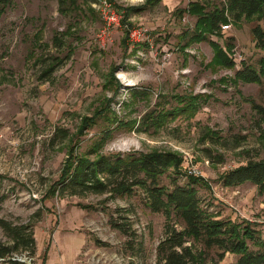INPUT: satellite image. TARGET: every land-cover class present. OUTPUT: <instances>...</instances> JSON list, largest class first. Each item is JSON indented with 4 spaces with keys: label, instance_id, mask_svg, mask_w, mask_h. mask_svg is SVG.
Masks as SVG:
<instances>
[{
    "label": "rangeland",
    "instance_id": "1",
    "mask_svg": "<svg viewBox=\"0 0 264 264\" xmlns=\"http://www.w3.org/2000/svg\"><path fill=\"white\" fill-rule=\"evenodd\" d=\"M190 1L196 0L152 5L99 0L80 12L70 1L60 8L58 0H10L0 14V219L30 225L35 238L34 256L18 258L28 264H162L157 246L165 219L146 206L142 190L112 195L59 189L67 148L75 144L76 153H82L106 127L113 131L102 153L177 152L185 171L194 169L209 185L197 186L202 204L219 217L247 221L264 240V194L250 182L231 187L218 182L223 171L264 158V121L246 100L264 107V77L261 84L220 83L221 77L231 79L234 69L207 67L213 55L208 39L221 45L230 41L237 68L242 62L256 67L263 52L254 47L253 22L243 19L231 20L221 36L182 50L181 34L193 28L195 17L176 9ZM197 1L206 8L223 3ZM119 7L140 8L125 18L128 38L116 13ZM53 57L60 63L43 76ZM111 66L117 68L120 87L106 109L126 126L153 107L175 105L176 94H200L204 100L195 115H179L159 130L116 128V122L102 117L77 135L81 118L113 95L105 84ZM131 90L149 94L133 101ZM161 183L170 186L167 177ZM8 241L0 226V242ZM236 259L226 253L219 264H236Z\"/></svg>",
    "mask_w": 264,
    "mask_h": 264
},
{
    "label": "trees",
    "instance_id": "2",
    "mask_svg": "<svg viewBox=\"0 0 264 264\" xmlns=\"http://www.w3.org/2000/svg\"><path fill=\"white\" fill-rule=\"evenodd\" d=\"M67 1H70L73 8L78 7L76 9L82 12L83 5L90 9V4L99 0H58L60 8ZM160 1L147 0L146 3L152 5ZM9 4L10 0H0V14ZM119 9H116V13L119 21L122 22L124 37L128 38L130 29L126 27L130 23H124L125 18L130 12L139 11L140 8L129 7L126 11L120 7ZM176 10L178 13H187L195 17L193 28L181 34L182 50L192 43L208 39L209 36H221V25L231 23V20L243 19L253 22L250 32L254 47L263 52V55L257 59L256 67L242 62L237 68L230 55L234 47L230 41L225 40L221 45L212 39H208L213 55L207 67L211 70L234 69L232 78L221 77L218 79L220 83L227 81H231L233 85H237L239 81L262 83L264 77V0H223L220 7L209 8L196 0ZM36 37L35 40L38 42L39 36L36 35ZM55 39L57 44H60V40L56 37ZM145 44L142 45L145 46ZM37 45L40 46V44ZM139 47L141 45L135 46L133 51L135 52V48ZM52 59L53 61L48 62L43 70V76L51 75L60 63L58 57ZM116 69V66L110 67L105 83L113 91V95L107 98L105 105L96 109L91 116L81 118L77 135L83 134L86 129H91L102 117L107 121L116 122V128L122 127L127 130L135 128L143 132L150 129L159 130L179 115H195L204 100L203 95L200 94L188 93L183 97L176 94L172 97L175 105L167 109L153 107L144 112L137 121H129V126H126L127 122H119L117 117H114L115 113L111 112L112 117L110 111L106 109L120 87V82L114 76ZM148 94L149 92L142 90L130 91L133 101L141 97L147 98ZM246 100L264 121V107L256 104L252 99ZM112 131L109 127L103 129L100 138L82 153H76L77 145L75 144L67 148L66 159L58 179L61 191H69L71 194L110 192L112 195H130L135 187L142 190L146 206L152 212L162 213L165 219L163 238L157 246V257L162 264H219L226 253L237 256L236 264H264V240L247 221L238 222L219 217V212L202 204L197 186L209 185L203 177L194 175L189 170L185 171L180 154L157 149L148 152L104 154L101 148L111 138ZM209 136L213 137L211 134ZM206 155L210 157L209 150L206 151ZM221 160L218 159L217 162ZM164 177L169 179L170 186L161 183ZM179 177H184V182L180 183ZM218 182L226 187L250 182L256 186L259 194H264V158L247 160L244 164L223 171ZM176 223L180 225L179 228L175 226ZM0 226L9 236L8 242H0V264H28L26 261L19 260L17 256L26 253V256L32 258L35 254V238L30 225L12 224L0 219ZM248 240L257 246L256 250L249 248Z\"/></svg>",
    "mask_w": 264,
    "mask_h": 264
},
{
    "label": "built area",
    "instance_id": "3",
    "mask_svg": "<svg viewBox=\"0 0 264 264\" xmlns=\"http://www.w3.org/2000/svg\"><path fill=\"white\" fill-rule=\"evenodd\" d=\"M111 18H112V20H115V19H116V15H112ZM229 27H230V23H228V24H224V25H221V29H222V30L228 29ZM189 172H190V173H197L194 169H190ZM18 259H19V260H22V259H20V258H18Z\"/></svg>",
    "mask_w": 264,
    "mask_h": 264
},
{
    "label": "bare ground",
    "instance_id": "4",
    "mask_svg": "<svg viewBox=\"0 0 264 264\" xmlns=\"http://www.w3.org/2000/svg\"><path fill=\"white\" fill-rule=\"evenodd\" d=\"M128 143V142H127Z\"/></svg>",
    "mask_w": 264,
    "mask_h": 264
}]
</instances>
